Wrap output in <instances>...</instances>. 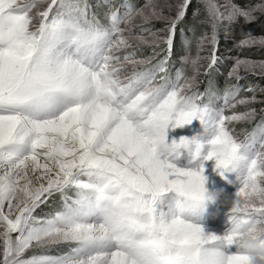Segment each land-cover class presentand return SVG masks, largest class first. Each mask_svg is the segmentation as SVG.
Here are the masks:
<instances>
[{"label": "snow or ice", "instance_id": "snow-or-ice-1", "mask_svg": "<svg viewBox=\"0 0 264 264\" xmlns=\"http://www.w3.org/2000/svg\"><path fill=\"white\" fill-rule=\"evenodd\" d=\"M253 22L264 0H0V264H264Z\"/></svg>", "mask_w": 264, "mask_h": 264}, {"label": "rangeland", "instance_id": "rangeland-1", "mask_svg": "<svg viewBox=\"0 0 264 264\" xmlns=\"http://www.w3.org/2000/svg\"><path fill=\"white\" fill-rule=\"evenodd\" d=\"M91 2L95 3L96 0H91ZM134 2L142 3L143 0H134ZM158 2L165 3V2H172V0H158ZM195 4H196V0H193V5H195ZM188 16H191V12H189ZM156 27H160L159 23L156 24ZM244 27H245V30L251 31L253 34H256V35L264 34V32L261 31V26L259 23L253 22L251 24L245 25ZM187 34L190 35V33H187ZM238 38H239V30H237L236 32H234L231 35L223 36L221 38L223 40L219 46L220 52L223 53L225 56H235L238 54L244 55L245 53L238 52V50L235 46ZM181 54H182V52H181ZM250 55H251V58H253V59L264 58V52L262 50H252ZM229 64H230V61L222 64V66L220 68V72L215 77L217 84L220 85L221 87L224 84L225 76H226V73L229 69ZM251 79L255 80L258 78L253 77ZM241 83H245V81H242ZM257 107H259V106H257ZM38 214H39V210H38Z\"/></svg>", "mask_w": 264, "mask_h": 264}, {"label": "trees", "instance_id": "trees-1", "mask_svg": "<svg viewBox=\"0 0 264 264\" xmlns=\"http://www.w3.org/2000/svg\"><path fill=\"white\" fill-rule=\"evenodd\" d=\"M192 23H193V21H192V17H191V16H188V17H187V24H188L189 26H191ZM190 35H191V33H190ZM263 52H264V51H263Z\"/></svg>", "mask_w": 264, "mask_h": 264}]
</instances>
